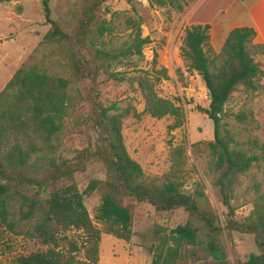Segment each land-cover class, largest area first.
Masks as SVG:
<instances>
[{
  "label": "trees",
  "instance_id": "obj_1",
  "mask_svg": "<svg viewBox=\"0 0 264 264\" xmlns=\"http://www.w3.org/2000/svg\"><path fill=\"white\" fill-rule=\"evenodd\" d=\"M12 1L0 0V4ZM106 1L74 0L60 19L52 20L50 1L41 0L49 30L40 45L47 51L35 49L0 92V230L38 240L46 247L44 252L18 256L14 264H99L102 235L130 241L133 217L130 208L123 205L124 199L147 204L157 213L182 209L188 216L183 225L168 234L161 229L156 232L158 241L150 248L152 264H176L182 250L190 248H201L214 264H230L223 245L225 232L254 236L257 254L237 264H264V191L258 183L252 184V210L242 222L235 220L231 205L241 178L264 160V145L254 141L249 151L236 148L233 136L222 123L224 107L239 87L257 90L264 72L254 61L252 50L264 54V45H254L253 28H235L219 53L209 57L205 49L209 48L210 28L197 25L185 30L180 48L188 69L201 77L209 101L207 109L197 110L213 125V140L207 145L208 168L227 210L222 227L199 188L187 194L170 178L159 184L147 180L125 148L122 125L130 115L136 120L141 114L153 119L171 118L169 131L185 124L183 109L156 93V83L160 77L166 78V70L161 69L154 79L145 73L133 78L143 99L142 113L131 106L120 109L115 103L104 105L100 101L99 76L124 81L112 71L113 66L142 58L144 47L150 43L136 28L120 46L107 47L104 38L112 30L105 20L98 19ZM147 1L152 6H171L181 12L187 0ZM128 24L135 25L132 20ZM84 81L92 83L87 100L77 88ZM85 101L90 105L89 112L74 122L83 128L88 146L76 151L70 160L58 159V147L53 141H58L65 120L73 117ZM182 155V148L173 151V176L179 171ZM90 161L102 165L104 179L90 180L80 192L74 176ZM29 189L33 191L31 196L27 195ZM95 192L100 194V205L94 222L84 199ZM16 214L18 219L14 221ZM31 221L30 228L16 229L17 223ZM71 230L83 235L82 245L69 243L68 250L62 252L59 236ZM78 251L83 252L84 261L77 258Z\"/></svg>",
  "mask_w": 264,
  "mask_h": 264
},
{
  "label": "rangeland",
  "instance_id": "obj_2",
  "mask_svg": "<svg viewBox=\"0 0 264 264\" xmlns=\"http://www.w3.org/2000/svg\"><path fill=\"white\" fill-rule=\"evenodd\" d=\"M52 20H58L74 0H49ZM263 0H187L181 12L174 7L152 6L147 0H107L98 13V19L105 20L112 30L105 36L107 47H117L124 43L129 35L139 28L143 38L150 43L143 49L142 58H133L115 65L112 71L124 77V81H113L101 74L98 78L100 101L104 105L115 103L120 109L134 107L138 113L144 110V103L133 78L147 74L156 78L161 69L166 70V78L160 77L155 90L159 97L170 100L180 106L185 114L182 128L169 131L173 119H153L141 114L139 120L131 115L123 120L122 136L129 156L142 168L147 180L163 183L167 179L178 182L181 190L193 194L199 188L204 195L206 206L224 226L227 210L222 206L217 190L213 186V175L208 165L210 155L208 143L213 140V125L206 116L199 113L197 107L207 109L209 105L206 89L201 77L188 69L180 56V48L185 30L192 26H209V48L205 51L209 57L219 53L228 34L235 28H253L256 36L254 45H264V8ZM132 20L135 25H129ZM49 25L45 23L41 0H14L0 4V92L20 66L25 63L35 49L47 51L40 43ZM156 55V62L153 63ZM254 61L264 72V54L252 50ZM255 92L239 87L224 107L223 125L233 136L234 146L249 151L253 142L264 145V74L258 81ZM90 81L77 84L82 97L87 100ZM90 105L83 103L73 117L65 120L64 127L53 141L57 145L55 153L58 159L70 160L76 151L88 146V139L82 127L75 124V118L89 112ZM93 141V138H92ZM183 149L181 166L173 176V151ZM177 169V168H176ZM104 168L96 161H90L74 179L80 192L93 179H104ZM258 183L264 191V160L258 162L240 180L231 203L235 209V220L242 222L252 210L254 191L252 184ZM33 191L27 190L31 196ZM47 195H43L45 198ZM90 218L100 205V194L93 193L84 199ZM123 205L132 212V235L129 242L102 235L99 253L100 264H152L150 248L157 241V231L168 234L178 225H183L187 214L178 209L168 213H157L147 204H136L124 199ZM17 211V206L15 212ZM17 213V212H16ZM18 216L14 217V221ZM17 223V230L31 227ZM83 235L68 231L59 236V250L65 252L69 243L81 247ZM223 245L228 262H244L251 254H257L254 236L224 233ZM46 247L38 240H28L21 235H13L0 230V264H14L21 255L44 252ZM79 261H84L83 252L76 253ZM176 264H214V261L201 249L182 250Z\"/></svg>",
  "mask_w": 264,
  "mask_h": 264
},
{
  "label": "crops",
  "instance_id": "obj_3",
  "mask_svg": "<svg viewBox=\"0 0 264 264\" xmlns=\"http://www.w3.org/2000/svg\"><path fill=\"white\" fill-rule=\"evenodd\" d=\"M264 8V0L260 4ZM99 264H100V253H99Z\"/></svg>",
  "mask_w": 264,
  "mask_h": 264
}]
</instances>
